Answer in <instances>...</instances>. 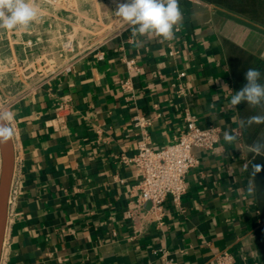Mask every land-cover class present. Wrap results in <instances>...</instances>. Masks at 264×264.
<instances>
[{"label":"crops","instance_id":"0c3cea01","mask_svg":"<svg viewBox=\"0 0 264 264\" xmlns=\"http://www.w3.org/2000/svg\"><path fill=\"white\" fill-rule=\"evenodd\" d=\"M179 4L183 20L172 40L134 37L127 22L29 91L6 89L5 73L1 108L14 113L12 180L18 194L0 264H160L162 250L172 264H216L222 250L233 253V264H264V216L249 166L255 151L246 139L242 105L230 104L237 89L228 34L235 25L249 36L254 31L213 3ZM87 5L93 13L111 11L108 0ZM36 13L41 21L4 28L0 48L13 57V46L25 47V39L43 46L44 32H53V21L64 13L49 7ZM16 33L24 40H15ZM61 96L68 106L55 119ZM186 112L202 125L219 126L220 141L213 151L192 149L199 164L186 174L180 206L167 197L161 223L141 216L136 227L127 211L139 193V177L121 159L132 156L141 139L133 117L151 118L148 141L159 148L184 132ZM226 132L236 140L227 143Z\"/></svg>","mask_w":264,"mask_h":264},{"label":"rangeland","instance_id":"374dc122","mask_svg":"<svg viewBox=\"0 0 264 264\" xmlns=\"http://www.w3.org/2000/svg\"><path fill=\"white\" fill-rule=\"evenodd\" d=\"M26 1H30L36 7L35 10L39 12H41V8L46 7L57 10L40 0ZM87 2L88 0H76V13L59 9L64 15H61V19L57 22L56 20L53 21L54 24L51 19L49 20L52 23L50 29H54V31L44 32L43 39L46 40L39 41L44 42L43 46L35 47L31 41L28 44L22 34L16 33L14 39L19 42L23 39L25 47L21 43H18L21 44L18 47L13 46V57L8 49L0 48V55H2L0 56V93H2L1 89L4 91L6 89L9 91L31 90L51 74L64 70L78 55L95 47L100 41L111 35L116 29H114L115 26H120L126 22L116 14V8L122 0H108L111 11L107 15L86 10L88 8ZM257 8L261 13L264 12V3ZM41 18L42 14L36 13L35 19L31 22L36 23V21H41ZM236 26L228 34L231 42L229 56L231 68L234 69L235 88L240 89L246 83L244 73L249 68L258 69L261 72L259 82L264 84V31L251 26L254 32L253 35L249 36L248 29ZM255 32H259L260 37H255ZM29 35L35 38L36 31L29 32ZM4 37V27H0V40H3ZM69 39L72 43L67 46L65 42ZM5 73L9 82L6 89L3 85L6 83L5 78H3ZM11 87L13 90H10ZM243 104L247 109H256V116H262L264 113V106L251 107ZM0 107H3L2 104ZM261 136L264 137V130H262Z\"/></svg>","mask_w":264,"mask_h":264},{"label":"built area","instance_id":"2783aa9c","mask_svg":"<svg viewBox=\"0 0 264 264\" xmlns=\"http://www.w3.org/2000/svg\"><path fill=\"white\" fill-rule=\"evenodd\" d=\"M48 4L53 9H62L69 13H76V0H40ZM127 21L120 26H115V31L111 34L119 33ZM109 35L108 37H110ZM108 37L103 39L106 40ZM100 41L98 44H100ZM28 44L30 41L27 42ZM71 39L65 44L71 45ZM97 44V45H98ZM102 53H98V57H102ZM128 66H132V62H127ZM69 65L64 69L68 70ZM55 74V73H53ZM51 74V75H53ZM180 75L183 72L179 73ZM126 88H130L128 82L123 84ZM133 95L130 96L132 98ZM5 96L0 93V104L5 105ZM67 99L61 96L55 109V119H62L63 111L67 108ZM0 112L4 110L0 107ZM185 130L173 142L154 148L148 141L147 127L151 124V118L143 115H135L133 124L138 128L141 135L140 141L137 143L136 150L132 156H122L124 163H131L136 169L139 177L137 184L139 193L137 194L133 208L127 211L128 217L132 220L134 226L141 216L147 218L148 221L161 223L165 214L164 201L167 197L171 199L173 204L180 206V199L186 190V174L199 164V159L195 156L192 149L194 147L201 148L206 151H213L220 141L221 129L217 125H202L189 112L185 113ZM236 135H240L239 130H234ZM18 194L17 184L11 181L7 221L13 210ZM149 203V208L144 209V204ZM6 231V228H5ZM5 240V233L3 243ZM2 243V246H3ZM216 264H233L234 255L228 250H222L215 255ZM160 264H172V259L166 250H162L160 255Z\"/></svg>","mask_w":264,"mask_h":264},{"label":"clouds","instance_id":"9594fccd","mask_svg":"<svg viewBox=\"0 0 264 264\" xmlns=\"http://www.w3.org/2000/svg\"><path fill=\"white\" fill-rule=\"evenodd\" d=\"M116 14L133 26L134 37L155 35L165 41L175 38V30L183 20L179 0H122L116 8ZM35 16L36 10L26 0H0V27H27ZM261 75L258 69L249 68L245 71L246 83L232 95L231 106L236 107L242 103L251 107L264 106V84L259 82ZM13 120V112H0V143L14 136L15 130L10 126ZM247 124H264V116L250 117ZM224 140L232 143L236 137L226 132ZM252 147L260 153L264 144L256 143Z\"/></svg>","mask_w":264,"mask_h":264},{"label":"trees","instance_id":"16d2710c","mask_svg":"<svg viewBox=\"0 0 264 264\" xmlns=\"http://www.w3.org/2000/svg\"><path fill=\"white\" fill-rule=\"evenodd\" d=\"M208 3H213L220 6L226 15L235 18L236 20L250 25L253 28L264 31V12L259 11L258 6L264 3V0H203ZM232 73L234 69L232 67ZM239 89H237L238 91ZM242 116L246 124L247 142L255 145L256 143L264 144V137L261 136L264 130V124L248 125V118L256 116L257 110L247 108L242 103ZM246 108V111L244 109ZM264 116V113H262ZM260 167L257 168L256 166ZM252 180L255 187L256 205L260 215L264 216V149L260 153L255 152L249 162Z\"/></svg>","mask_w":264,"mask_h":264},{"label":"water","instance_id":"95a60500","mask_svg":"<svg viewBox=\"0 0 264 264\" xmlns=\"http://www.w3.org/2000/svg\"><path fill=\"white\" fill-rule=\"evenodd\" d=\"M0 255L6 228L8 195L14 167L12 138L0 143Z\"/></svg>","mask_w":264,"mask_h":264},{"label":"bare ground","instance_id":"6f19581e","mask_svg":"<svg viewBox=\"0 0 264 264\" xmlns=\"http://www.w3.org/2000/svg\"><path fill=\"white\" fill-rule=\"evenodd\" d=\"M0 165H1V161H0Z\"/></svg>","mask_w":264,"mask_h":264}]
</instances>
